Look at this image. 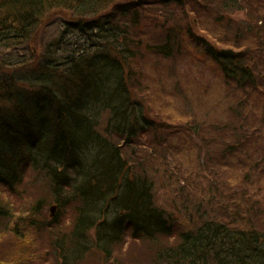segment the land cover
Returning a JSON list of instances; mask_svg holds the SVG:
<instances>
[{
    "label": "trees",
    "instance_id": "trees-1",
    "mask_svg": "<svg viewBox=\"0 0 264 264\" xmlns=\"http://www.w3.org/2000/svg\"><path fill=\"white\" fill-rule=\"evenodd\" d=\"M141 1L0 0V186L15 195L22 166L29 163L49 180L57 207L77 200L68 230L51 232L50 247L59 264H80L91 251L114 261L128 230L133 240L146 241L152 248L150 264H264V208L257 213L262 216L257 227L239 225L236 208L239 218L233 220L232 215L199 213L194 229L175 236L168 214L155 202L153 176L133 169L122 156V144H131L153 126L131 93L134 57L141 51L170 57L181 48L175 27L162 41L141 40ZM202 1L216 4L219 17L226 10L243 8L254 15L256 28L264 25V0ZM55 6L70 16L53 38L36 42L47 8ZM185 28L192 37L189 23ZM21 44L29 52L15 58ZM206 46L225 76L240 85L253 81L254 70L244 65L248 61L237 53L240 50L212 51ZM19 67L23 70H15ZM42 200L35 199L24 217L34 219ZM23 209L27 208L17 211ZM15 213L0 200V218L20 220ZM53 219L57 222L56 216ZM15 223L17 232L19 222ZM17 255L19 264L33 256L22 251Z\"/></svg>",
    "mask_w": 264,
    "mask_h": 264
},
{
    "label": "rangeland",
    "instance_id": "rangeland-1",
    "mask_svg": "<svg viewBox=\"0 0 264 264\" xmlns=\"http://www.w3.org/2000/svg\"><path fill=\"white\" fill-rule=\"evenodd\" d=\"M204 4L202 0H182L181 4L142 0L138 6L145 14L139 29L142 41H162L168 29L175 27L181 48L170 57L145 51L134 57L131 93L143 104L153 126L131 144H122L121 153L133 169L153 176L155 202L168 214L175 236L194 229L199 213L232 215V220L241 217L239 225L257 227L262 222L257 213L264 208V25L256 28L254 15L246 9L226 10L219 17L216 4ZM69 16L46 17L36 42L53 38ZM187 23L195 32L192 37L186 33ZM207 43L210 50H240L237 53L248 61L244 65L254 70L253 81L240 85L225 76L207 54ZM15 51V58H23L29 49L21 44ZM19 68L15 70H23ZM22 167L15 195L0 186V200L8 202L17 212L14 216L21 218L17 233L9 228V216L0 218V262L9 258L7 264H19L17 251H22L24 256L33 255L27 264H59L57 252L50 247L51 232L68 230L77 200L57 207L44 173L29 163ZM37 198L43 200L37 214L32 211L34 219L24 217ZM24 206L26 211H17ZM236 208L239 217L237 211L234 214ZM126 233L114 261L91 251L80 264H150V245L133 240L129 230Z\"/></svg>",
    "mask_w": 264,
    "mask_h": 264
},
{
    "label": "bare ground",
    "instance_id": "bare-ground-1",
    "mask_svg": "<svg viewBox=\"0 0 264 264\" xmlns=\"http://www.w3.org/2000/svg\"><path fill=\"white\" fill-rule=\"evenodd\" d=\"M47 15H46V17H50V16H53V15H57V14H64V15H66V10H62V9H60V8H58L57 6H55V7H48L47 8ZM19 220L18 219H15V220H13V221H11L10 222V229H11V231H14V228L16 227L15 226V222H18ZM18 232V231H17ZM17 232H15V233H17Z\"/></svg>",
    "mask_w": 264,
    "mask_h": 264
},
{
    "label": "water",
    "instance_id": "water-1",
    "mask_svg": "<svg viewBox=\"0 0 264 264\" xmlns=\"http://www.w3.org/2000/svg\"><path fill=\"white\" fill-rule=\"evenodd\" d=\"M224 50H226V51H232V49H229V48L224 49ZM53 209H54V206L52 205L51 208H50V213H52Z\"/></svg>",
    "mask_w": 264,
    "mask_h": 264
}]
</instances>
